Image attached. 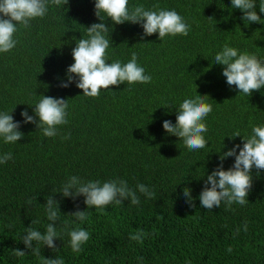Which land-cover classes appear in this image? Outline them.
I'll return each mask as SVG.
<instances>
[{
  "label": "trees",
  "instance_id": "16d2710c",
  "mask_svg": "<svg viewBox=\"0 0 264 264\" xmlns=\"http://www.w3.org/2000/svg\"><path fill=\"white\" fill-rule=\"evenodd\" d=\"M157 3L191 25L188 36L161 41L156 33L142 39L140 25H113L104 16L112 27L109 63L117 59L127 63L137 53L138 63L152 77L147 84L110 86L97 98L84 96L75 83L59 86L74 63L76 40L87 38L86 27L100 22L95 0L50 6L47 16L31 21L30 28L18 26L17 46L0 53V112L11 114L15 109L14 121L24 133L14 144L0 138V155H13L0 164V264H40L38 257L18 258L12 253L16 248L28 251L21 238L33 219L40 221L34 228L45 230L48 195L60 202L61 236L56 252L40 246L46 258L59 256L65 264H264V170L257 175L253 169V187L244 206L233 203L226 210L222 202L208 210L199 200L206 175L219 165L220 154L236 144L242 147V137L230 136L236 130L248 136L253 125L264 126V89L251 97L240 94L227 84L215 54L227 43L264 59V24L246 26L243 13L231 8V0H129V6L143 4L149 9ZM257 12L264 20L258 7ZM199 94L207 96L213 111L205 118L209 143L193 151L167 134L163 121L175 124L179 105ZM42 95L68 100L69 122L58 126L56 137H45L36 125L23 123L21 112L27 109L34 115ZM69 133L70 138L63 139ZM234 160L224 161L225 170ZM71 175L84 181L119 178L132 189L142 183L155 198L137 190L139 205L125 200L103 212L88 209L85 197L74 202L56 193ZM185 187L192 190L195 207L186 202ZM77 206L89 214L82 224L70 214ZM77 226L91 234L79 254L72 251L68 235ZM138 229L148 233L142 244L130 239Z\"/></svg>",
  "mask_w": 264,
  "mask_h": 264
},
{
  "label": "clouds",
  "instance_id": "9594fccd",
  "mask_svg": "<svg viewBox=\"0 0 264 264\" xmlns=\"http://www.w3.org/2000/svg\"><path fill=\"white\" fill-rule=\"evenodd\" d=\"M69 0H0V53H8L13 50L18 40L15 38L19 27L30 28L31 21L44 18L49 12V7H66ZM259 13H264V0H231V8L239 9L243 15L241 19L245 25L262 23ZM95 15L100 20L87 28V38L76 40V46L72 49L74 63L70 65L67 72V81H61L60 87L68 88L72 83L83 90V95L97 98L101 89H109L110 86H119L127 82L128 85L135 83L147 84L152 81L151 75L145 73V68L138 63V54L133 52L127 63L113 60L109 63V48L113 43L110 41L111 29L107 23L110 19L113 25L127 23L140 25L143 28L142 39L158 33V39L175 37L178 35L188 36L191 25L175 10L161 8L153 4L152 8H146L143 4L129 6V0H95ZM103 14V15H102ZM107 16V21L104 16ZM73 39H76L73 37ZM215 64L223 66L222 75L226 78L229 86H235L240 94L252 96L254 91L264 89V59L258 58L254 53L241 52L227 43L214 57ZM206 95H195L183 100L176 109V123L171 120L163 121V128L167 134L176 136L183 141L189 150L204 149L208 145L204 133L208 131L205 118L213 111V106L206 102ZM68 100L42 95L41 99L34 105V115H29L27 109L21 112L23 123L34 124L41 130L45 137H56L59 135L58 126L68 124ZM15 110V109H14ZM0 112V138L5 144H14L21 140L24 133L20 131V122L14 121L12 113ZM70 133L63 139H69ZM242 137L241 144L223 151L220 154V163L211 174L206 175L204 190L199 195L201 206L212 210L220 207L223 202L226 210L231 209L233 203L241 206L249 203L248 195L253 187V169L264 170V126L253 125L251 135L241 136L236 130L230 138ZM226 147V146H225ZM234 157L232 167L225 170L224 161ZM13 159L11 152L0 155V164ZM210 185V187H209ZM137 190L148 199L155 198V192L144 184H138L136 189L129 187L128 182L123 179H112L101 182L99 180L84 181L76 175H71L62 187L55 190L62 197H71L75 202L77 197L83 196L87 208L95 207L98 211H105L111 204L121 205L125 200H130L132 205H139L140 199ZM192 190L188 187L183 189V196L190 206L195 207ZM48 195L44 204L48 223L45 230L41 231L33 227L39 224V219H33L31 225L26 228L21 241L28 251L13 249L15 257L32 255L40 258V264H65L62 257L46 258L41 256L40 246H47L53 252L59 250L56 240L60 239L61 231L58 230L60 222V202ZM33 203L29 198L28 205ZM70 213L75 221L81 224L88 220V211L79 210ZM74 221V222H75ZM73 222V223H74ZM68 221L64 227H68ZM8 227H13L9 225ZM248 230L247 223L244 231ZM239 232V229L236 230ZM70 236V247L73 252L79 254L83 251L82 246L90 239V232L77 226L68 232ZM145 233L138 229L130 239L143 243ZM35 242V243H34ZM233 251L231 247L227 249ZM143 260V257H138ZM191 264V262H187Z\"/></svg>",
  "mask_w": 264,
  "mask_h": 264
}]
</instances>
